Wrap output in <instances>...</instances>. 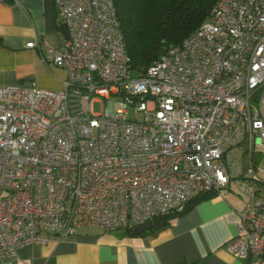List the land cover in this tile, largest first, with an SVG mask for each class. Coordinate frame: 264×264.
Returning a JSON list of instances; mask_svg holds the SVG:
<instances>
[{"label":"built area","instance_id":"1","mask_svg":"<svg viewBox=\"0 0 264 264\" xmlns=\"http://www.w3.org/2000/svg\"><path fill=\"white\" fill-rule=\"evenodd\" d=\"M54 3L63 46H26L66 71L65 87L0 85V263L223 198L234 179L247 202L227 248L264 264V0H218L135 75L114 0Z\"/></svg>","mask_w":264,"mask_h":264},{"label":"crops","instance_id":"2","mask_svg":"<svg viewBox=\"0 0 264 264\" xmlns=\"http://www.w3.org/2000/svg\"><path fill=\"white\" fill-rule=\"evenodd\" d=\"M65 37L54 0H0V85L63 89L66 71L26 43L43 38L59 48ZM236 184L233 179L225 197L212 194L156 231L84 228L61 242L23 246L0 264H252L227 248L240 233L247 202Z\"/></svg>","mask_w":264,"mask_h":264},{"label":"trees","instance_id":"3","mask_svg":"<svg viewBox=\"0 0 264 264\" xmlns=\"http://www.w3.org/2000/svg\"><path fill=\"white\" fill-rule=\"evenodd\" d=\"M121 31L135 74L146 72L159 55L171 45L180 44L211 15L218 0H114ZM260 156L255 163H259ZM214 193L190 200L178 212L158 215L154 226L139 234L172 224L173 219ZM133 233L132 229H124Z\"/></svg>","mask_w":264,"mask_h":264},{"label":"rangeland","instance_id":"4","mask_svg":"<svg viewBox=\"0 0 264 264\" xmlns=\"http://www.w3.org/2000/svg\"><path fill=\"white\" fill-rule=\"evenodd\" d=\"M132 73H133V75H135L134 72H132ZM101 110H102V102H94V103H93V111H94L95 113H99V112H101ZM129 113H130V116H131L132 118H140V117H141V113L135 112L134 109H130V110H129ZM244 169H245V172H246V170H247V165L244 166ZM244 196H246V195H244ZM117 230H118V229H117Z\"/></svg>","mask_w":264,"mask_h":264},{"label":"water","instance_id":"5","mask_svg":"<svg viewBox=\"0 0 264 264\" xmlns=\"http://www.w3.org/2000/svg\"><path fill=\"white\" fill-rule=\"evenodd\" d=\"M153 226H154V221H148L141 226L135 227L132 232H133V234H139L141 232H144V231L152 228Z\"/></svg>","mask_w":264,"mask_h":264},{"label":"bare ground","instance_id":"6","mask_svg":"<svg viewBox=\"0 0 264 264\" xmlns=\"http://www.w3.org/2000/svg\"><path fill=\"white\" fill-rule=\"evenodd\" d=\"M127 47V46H126ZM128 51V50H127Z\"/></svg>","mask_w":264,"mask_h":264}]
</instances>
